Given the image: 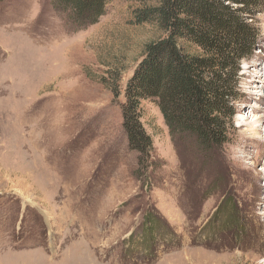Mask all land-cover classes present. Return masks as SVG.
I'll return each mask as SVG.
<instances>
[{"label":"rangeland","instance_id":"rangeland-1","mask_svg":"<svg viewBox=\"0 0 264 264\" xmlns=\"http://www.w3.org/2000/svg\"><path fill=\"white\" fill-rule=\"evenodd\" d=\"M105 2L77 28L50 0L0 1V264H261L264 0L224 152L177 148L142 99L157 161L146 176L120 104L163 32L132 21L136 2Z\"/></svg>","mask_w":264,"mask_h":264},{"label":"trees","instance_id":"trees-1","mask_svg":"<svg viewBox=\"0 0 264 264\" xmlns=\"http://www.w3.org/2000/svg\"><path fill=\"white\" fill-rule=\"evenodd\" d=\"M50 1L77 28L97 22L106 3ZM129 1L137 3L132 9L134 23H152L163 32L145 45L120 104L127 146L136 152L137 173L146 176L157 164L152 139L140 120L142 99L156 101L177 148L194 150L203 160L222 154L233 129L240 63L255 45L251 13L262 0Z\"/></svg>","mask_w":264,"mask_h":264},{"label":"bare ground","instance_id":"bare-ground-1","mask_svg":"<svg viewBox=\"0 0 264 264\" xmlns=\"http://www.w3.org/2000/svg\"><path fill=\"white\" fill-rule=\"evenodd\" d=\"M263 116V115H262ZM261 116V117H262ZM257 132V129L255 128L254 130H253V133H256ZM259 142L262 144L263 142H262V139H259ZM262 235V234H261ZM260 239H261V236H260ZM261 264H264V260L261 262Z\"/></svg>","mask_w":264,"mask_h":264}]
</instances>
